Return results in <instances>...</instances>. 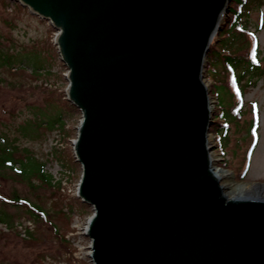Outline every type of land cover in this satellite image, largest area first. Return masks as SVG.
I'll list each match as a JSON object with an SVG mask.
<instances>
[{"label": "water", "instance_id": "1", "mask_svg": "<svg viewBox=\"0 0 264 264\" xmlns=\"http://www.w3.org/2000/svg\"><path fill=\"white\" fill-rule=\"evenodd\" d=\"M58 30L93 264H264V197L212 168L204 66L231 0H15Z\"/></svg>", "mask_w": 264, "mask_h": 264}, {"label": "rangeland", "instance_id": "2", "mask_svg": "<svg viewBox=\"0 0 264 264\" xmlns=\"http://www.w3.org/2000/svg\"><path fill=\"white\" fill-rule=\"evenodd\" d=\"M245 18L223 34L225 43L239 56L256 42L264 66V3L250 5ZM57 33L20 2L0 0V264H93L85 229L94 209L77 196L82 167L73 149L82 112L67 100L68 67L55 43ZM222 47L215 66L209 68L207 57L203 75L212 123L217 102L212 80L228 112L235 103L243 109L241 118L227 113L231 126L219 146L208 134L212 164L229 174L221 183L232 195L241 183L264 186V76L239 79L241 69L235 67L238 75L230 79ZM47 174L51 185L41 179ZM15 196L44 207L47 219H31Z\"/></svg>", "mask_w": 264, "mask_h": 264}, {"label": "trees", "instance_id": "3", "mask_svg": "<svg viewBox=\"0 0 264 264\" xmlns=\"http://www.w3.org/2000/svg\"><path fill=\"white\" fill-rule=\"evenodd\" d=\"M254 3L261 5L264 3V0H231L229 13L227 17L224 19L223 25H221L222 30L214 37L210 45V49L207 56L209 68L215 66L216 63L220 62V58L222 56L220 55L219 51L220 48L223 46L222 48L225 49L224 51L228 53L227 56L226 55L224 56L225 59L223 60V62L227 66V69H230V71H228V76L230 79L231 77L234 76L236 77L238 75L237 71L235 70V67L241 69V75L240 76L238 75L239 79H243L247 76H249L247 77L249 79H253L258 76H262V77L264 76V66H262L261 64L262 62H260L258 56L259 55L258 46L256 42L252 46H248L247 48L240 50L239 56H232L233 53L231 50H228L229 48L228 44L225 43L226 41L225 38L223 37V34L227 32L231 27L238 25L241 20L244 21L246 19L245 17L247 16V12L250 9V5H253ZM208 77L212 80L210 76V70L208 73ZM215 84L216 82L212 80L210 93L213 94L215 97H217V102L215 104L216 107L214 111V122L211 124L209 131L215 135V139L217 140L218 143L217 146H219L221 134L223 135L227 134L231 126L230 125L231 122L228 119L227 113L230 112V114H232V112H235L236 114H238L239 116L238 118H241L243 115V109L238 103H235L232 106L231 110L228 112L225 107L226 105H224V101L222 100L219 93L216 92ZM241 91L243 92L242 96H244L245 91L242 89ZM72 107L73 106H71L70 108L72 109ZM253 150L254 148L251 150L249 154V158L247 160L246 166L238 176L240 180L244 179L245 177L246 170L248 169V166L251 161ZM224 161L225 160L220 162L221 166L223 164L222 162ZM41 179L48 182L49 185L53 183L52 175L50 174L43 176V178ZM14 201L15 203L23 204L26 207V210L29 213L30 218L33 219L34 221H38L39 219H44V220L47 219L48 216L47 211L44 209V207H42L38 203H34L27 198L21 199L18 198L17 196H15ZM8 224L11 225V222ZM26 232H28V234H30L31 236L33 235V233L29 231V229H27Z\"/></svg>", "mask_w": 264, "mask_h": 264}, {"label": "bare ground", "instance_id": "4", "mask_svg": "<svg viewBox=\"0 0 264 264\" xmlns=\"http://www.w3.org/2000/svg\"><path fill=\"white\" fill-rule=\"evenodd\" d=\"M205 82V80H204ZM206 83V82H205ZM212 159V156H211ZM213 171L215 175L221 180L225 177H228L229 174L225 173L224 171L217 169L214 167L212 164ZM224 187V193L228 197H247V196H262L264 197V186H259V185H252L248 183H241L239 184L235 190L233 191L232 195H229V193L226 192V186Z\"/></svg>", "mask_w": 264, "mask_h": 264}, {"label": "built area", "instance_id": "5", "mask_svg": "<svg viewBox=\"0 0 264 264\" xmlns=\"http://www.w3.org/2000/svg\"><path fill=\"white\" fill-rule=\"evenodd\" d=\"M220 170H222V169H220ZM222 171H224V170H222ZM225 172V171H224Z\"/></svg>", "mask_w": 264, "mask_h": 264}]
</instances>
